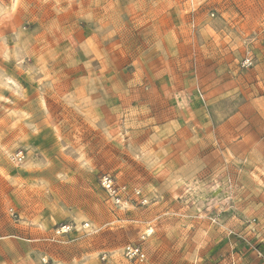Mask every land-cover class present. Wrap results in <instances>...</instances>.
<instances>
[{
  "label": "rangeland",
  "instance_id": "obj_1",
  "mask_svg": "<svg viewBox=\"0 0 264 264\" xmlns=\"http://www.w3.org/2000/svg\"><path fill=\"white\" fill-rule=\"evenodd\" d=\"M263 27L264 0H0V261L227 264L248 220L236 262L264 253Z\"/></svg>",
  "mask_w": 264,
  "mask_h": 264
},
{
  "label": "crops",
  "instance_id": "obj_2",
  "mask_svg": "<svg viewBox=\"0 0 264 264\" xmlns=\"http://www.w3.org/2000/svg\"><path fill=\"white\" fill-rule=\"evenodd\" d=\"M213 31V29L212 28H209V27H207L206 26V28H203L201 31ZM87 43L89 44V45H91V40L88 38L87 39ZM200 47H202V46H200ZM5 52V45L4 44H1L0 45V54H3ZM182 94H186L185 92H183ZM84 95H86L85 93H84ZM192 98H195L194 97V95L193 96H191V98L190 99H192ZM182 103H183V107L182 108H180L181 110H183V112H185V113H188L189 114V112H191L190 111V106L192 105V108H191V110L194 112V114H193V117L192 118H189V120H191V122L193 123V126H194V128H201V127H210L211 126V123H210V121L209 120H203V119H201L200 118V114H201V108H200V106L198 107V106H196V104L195 103H193V102H191V103H188V102H186V100H184L183 99V101H182ZM116 103H114V105H115ZM177 105H178V103H177ZM190 116H192V114H189V117ZM181 122V120H172V119H169V120H163V123L164 124H166L165 125V127L167 126V127H170V125H172V126H175L176 124H177V122ZM182 121H186V118L184 117L183 118V120ZM185 125V124H184ZM191 135V134H190ZM189 135V136H190ZM187 142H189L190 143V141H187ZM192 143H195V140L192 142ZM187 153V151H182V152H179L176 156H172V158L173 159H175V160H177L176 162L174 161V162H172L171 164H172V170L174 171V166H175V164L176 163H181L182 162V160H184V159H187V157L186 156H189V155H187L186 154ZM187 173H183V170H180V172H173V173H171V171L170 172H167V174L169 175V177H170V175L172 176H176L177 178H180L181 179V181L180 182H178V183H176V186H180L181 185V183H183V181L185 182V180H186V176L185 175H187V174H189V173H192V174H194L195 172H193V171H186ZM172 176V177H173ZM249 221V224L247 225H243V226H241V227H238L236 230H234V232H238V231H241V229H245L246 230V228L245 227H247V229H249V228H251L252 227V222H254V220H248ZM233 230V229H232ZM234 232H231V231H229V228L228 227H225L224 228V234H225V239L227 240V243H228V245L231 247V250H228V257H227V264H262V263H264L263 261H262V263H260L258 260H257V258L254 256L255 254H254V252L252 251V252H250L249 253V255H252V254H254V255H252L251 257L254 259V260H252V261H250V260H247L246 261V259H247V254L244 256V261H243V263H237L236 261H237V257L239 256V252H240V250L237 252V250H232V247H233V245L235 246L236 244H235V241H233L234 240V237L232 236V233H234ZM242 232V231H241ZM240 232V233H241ZM256 239V238H255ZM236 248H238V247H236ZM239 249V248H238ZM248 252V251H247ZM28 259V256H24L23 255V257L22 258H20V260L19 261H17V263L16 264H33L32 262H31V260L29 259V260H27ZM259 259V258H258ZM259 262V263H258ZM0 264H11V262L9 261V259H1V261H0ZM12 264H14V263H12Z\"/></svg>",
  "mask_w": 264,
  "mask_h": 264
},
{
  "label": "built area",
  "instance_id": "obj_3",
  "mask_svg": "<svg viewBox=\"0 0 264 264\" xmlns=\"http://www.w3.org/2000/svg\"><path fill=\"white\" fill-rule=\"evenodd\" d=\"M263 36H264V27H263ZM243 65L246 67L251 65L250 56L246 55L243 58ZM15 157L18 161H21L23 158L22 152H18ZM99 184L105 193H107L111 197H116L115 202H118V203L120 202V198L116 196L117 189L115 188L114 182H113L111 177H109L108 175L101 176L99 178ZM136 193H138V191ZM79 229L87 230L88 224L83 223L82 225H80ZM73 230H74V227L72 225L63 224V225H60L59 227H56L54 229V233L56 235H69ZM239 238L246 241L243 236L239 235ZM258 245H260V244H257L255 246L251 245L252 250L258 258L264 259L263 250ZM123 255L126 259L133 261V262H142L143 259L145 258V254L141 250V248L139 246L132 245V244H127L123 247ZM103 259H104V257L102 258V260Z\"/></svg>",
  "mask_w": 264,
  "mask_h": 264
},
{
  "label": "trees",
  "instance_id": "obj_4",
  "mask_svg": "<svg viewBox=\"0 0 264 264\" xmlns=\"http://www.w3.org/2000/svg\"><path fill=\"white\" fill-rule=\"evenodd\" d=\"M258 246H260V245H258Z\"/></svg>",
  "mask_w": 264,
  "mask_h": 264
}]
</instances>
